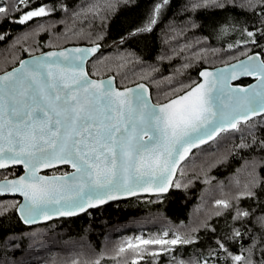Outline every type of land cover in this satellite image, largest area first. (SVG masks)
<instances>
[{
  "label": "trees",
  "instance_id": "trees-1",
  "mask_svg": "<svg viewBox=\"0 0 264 264\" xmlns=\"http://www.w3.org/2000/svg\"><path fill=\"white\" fill-rule=\"evenodd\" d=\"M12 2L0 0V4ZM41 3L55 6L56 11L23 25L10 19L0 23L4 35L0 74L36 54L100 44L102 51L88 63L91 77L114 76L120 88L146 83L153 101L162 104L196 85L205 68L223 66L255 52L264 58L260 47L244 43L249 39L244 29L264 28L259 11L237 6L194 11L191 0H168L151 31H138L161 0H119L104 19L93 12L102 9L105 0H32L31 6ZM13 15L18 18L20 13ZM259 43L264 46V38ZM238 128L193 152L164 196L115 202L76 218L32 228L24 226L16 214L18 198H0V211L5 213L0 216V264H177L181 259L197 258L233 264L216 242H223L232 254H240L251 245L253 234L260 239V232L254 223L233 220L234 213L216 201L230 200L236 193V181L243 182L246 175V162L264 160L259 147H238L249 143L250 132L264 137V120L255 118ZM68 171L60 168L52 172ZM21 174L20 168L0 171V180ZM238 203L242 209H255L250 200ZM233 229L244 233L242 238L226 239ZM177 236L182 240L191 237L194 242L129 247V241L136 238L169 240Z\"/></svg>",
  "mask_w": 264,
  "mask_h": 264
},
{
  "label": "snow or ice",
  "instance_id": "snow-or-ice-1",
  "mask_svg": "<svg viewBox=\"0 0 264 264\" xmlns=\"http://www.w3.org/2000/svg\"><path fill=\"white\" fill-rule=\"evenodd\" d=\"M118 3L119 0H105L104 7L93 15L104 19L107 11ZM167 3L168 0H161L156 4L148 23L138 31H151ZM31 4L32 0L0 4V23L10 19L23 25L56 11L55 6L41 3L33 8ZM229 6L259 11V22L264 24V0H191L194 11ZM17 12L18 18L13 15ZM244 32L249 38L244 41L246 45L264 51L259 43L264 38V28L244 29ZM3 39L4 35L0 34V40ZM96 51L93 47L50 52L30 62L22 60L19 67L0 75V169L22 165L27 170L24 176L0 182V193L19 192L24 196L25 203L20 205L19 212L25 224H33L42 217L51 219L53 215L73 216L123 195H136L138 191L166 192L182 153L212 139L225 128L239 131L241 120L247 122L250 117L264 113V58L259 52L230 66L231 79H236L237 73L255 75L259 77L257 86L228 87L226 69L215 77V85L210 81L208 88L198 85L177 100L154 105L149 102L143 84L136 90L117 91L110 80L89 79L83 67L88 55ZM249 135V143L238 147H259L264 151V137H258L255 132ZM57 164H69L75 171L51 178L37 174L38 169ZM245 167L243 182L236 181V193L230 200L216 203L233 212V220L244 225L254 223L260 239L253 234L251 245L235 255L223 242L218 240L216 244L231 257L233 264H264V199L261 198L264 197L261 174L264 160L246 162ZM240 200L252 201L255 209L240 208ZM4 214L0 211V216ZM220 214L218 211L217 215ZM243 235L233 229L226 239ZM193 242L191 237L182 240L179 236L142 241L146 245ZM129 247L133 246L129 244ZM177 264H209V261L181 259Z\"/></svg>",
  "mask_w": 264,
  "mask_h": 264
},
{
  "label": "water",
  "instance_id": "water-1",
  "mask_svg": "<svg viewBox=\"0 0 264 264\" xmlns=\"http://www.w3.org/2000/svg\"><path fill=\"white\" fill-rule=\"evenodd\" d=\"M93 47L97 48V51L88 55L87 59L85 60L84 67H83V71L87 74L89 79L98 80V81H109L110 80L111 83H112L113 88H115L117 91H124L126 89L136 90L138 85L143 84L145 86L146 95L149 98V102L151 104H154V105H162V104L169 103L172 100H177V99H179V97L186 95L187 92H189L192 89L196 88L198 85H203L205 88H208L210 86V84H209L210 81L212 82L213 85H215V83H216L215 77L220 74L221 70H226V69L229 70V71L225 72L224 75L229 77L227 79V86L230 87V88H233V89H235V88H249V89H251V87L257 86L259 84V77L255 76V75H241V74L237 73V78L236 79H231L230 78V75H231L230 66L234 65V64H238L240 60H247V57H248V55H247L244 58H241V59H239L237 61H234L232 63L226 64V65H223V66H218V67H215V68H205V69L201 70L199 72V82L196 85H194L189 90H187L186 92L182 93L181 95L170 99L167 102H164L162 104H156L153 101V99H152L151 89L146 83L142 82V83H138V84L133 85V86L126 87V88H120V87H118L117 82H116V78L114 76H109V77L102 78V79H95V78L90 76V74L88 72V63L93 58L98 56L100 54V52L102 51V46L100 44L86 45V46L85 45L68 46V47H65V48H62V49L50 50V51H47V52H44V53H41V54H36V55L30 56V57H27V58L23 59V61H29L30 62L34 57L43 56L44 54H47V53H50V52L58 53V52H63L65 50L71 51V50H74V49L93 48ZM251 54H249V55H251ZM260 56H261V58H263L261 54H260ZM19 66L20 65L18 63V65H16L15 67H19ZM11 70L12 69H10L9 71H11ZM201 73H206V75H201ZM207 73H211L212 75H207ZM2 74H0V75H2ZM244 80H249L250 82L248 84H246V85H243V84H241V82L244 81ZM213 94L215 95V91L213 92ZM129 95H132V94L129 93ZM182 103H184V102H182ZM175 107H179V105H176ZM262 116H264V113H260V114L254 116V117H250L247 122L241 120L239 125L240 124H247L248 122L252 121L253 119L260 118ZM232 131H235V130L231 129V128H225L224 130L220 131L218 134L214 135V137L212 139H208L206 142L200 143V144H198V146L192 147L186 153H182V158H180L178 160V162L174 166V169L172 170V174H171L170 182H169V188H168V191H166V192H157L155 190H152V191H138L136 195H123L117 200H110L104 205H101V206L96 207V208H89L86 211L79 212V213H77L76 215H73V216L53 215L51 217V219H46V218L42 217V218H40L39 220H37L33 224H25L20 219L19 208H20V205L25 203V198H24V196L22 194H20L19 192H16V193L4 192V193H0V198H7V197L18 198L20 200V202H19V204H18V206L16 208V214H17L19 220L21 221V223L24 226L32 228V227L48 224V223L53 222L55 220L76 218V217H79L81 215H84L85 213H87L90 210H96V209L102 208V207H104V206H106L108 204L115 203V202H121V201L129 200V199H133V198H137V197H145V196H151V197L152 196H164V195L169 194V192L171 191V189L173 187V184L175 182V179L177 177V174L179 172L180 167L190 158V156H191V154L193 152H195L196 150H198V149H200V148L212 143L222 133H224V132H232ZM145 139H147V137H145ZM13 168L22 169V174L20 176H18V177H14V178L2 179V180H0V182H3L4 180L17 179V178H19L21 176L26 175L27 170L22 165H9L5 169H0V171L9 170V169H13ZM60 168H68L69 171L67 173H65V174H47L49 172L55 171V170L60 169ZM74 171H75V169H73L69 164H57L56 166L51 167V168H40V169H38L37 174L40 175V176H45V177L51 178V177H54V176L55 177H60V176L66 175V174H71Z\"/></svg>",
  "mask_w": 264,
  "mask_h": 264
},
{
  "label": "rangeland",
  "instance_id": "rangeland-1",
  "mask_svg": "<svg viewBox=\"0 0 264 264\" xmlns=\"http://www.w3.org/2000/svg\"><path fill=\"white\" fill-rule=\"evenodd\" d=\"M19 202H20V200H19ZM19 202H18V204H19ZM18 204H17V206H18ZM142 241H143V239L136 238L135 240L129 241L130 242L129 244H131L133 247H138V246H141V245H145V244L142 243ZM214 263L215 262H210L209 264H214Z\"/></svg>",
  "mask_w": 264,
  "mask_h": 264
},
{
  "label": "flooded vegetation",
  "instance_id": "flooded-vegetation-1",
  "mask_svg": "<svg viewBox=\"0 0 264 264\" xmlns=\"http://www.w3.org/2000/svg\"><path fill=\"white\" fill-rule=\"evenodd\" d=\"M47 174H57V173L49 172V173H47Z\"/></svg>",
  "mask_w": 264,
  "mask_h": 264
}]
</instances>
